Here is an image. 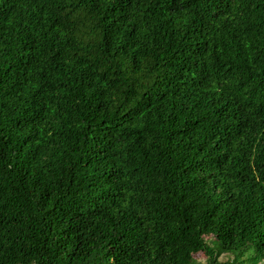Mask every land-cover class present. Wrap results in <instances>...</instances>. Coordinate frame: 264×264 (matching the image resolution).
Here are the masks:
<instances>
[{
  "label": "trees",
  "instance_id": "1",
  "mask_svg": "<svg viewBox=\"0 0 264 264\" xmlns=\"http://www.w3.org/2000/svg\"><path fill=\"white\" fill-rule=\"evenodd\" d=\"M198 253L264 264V0H0V264Z\"/></svg>",
  "mask_w": 264,
  "mask_h": 264
},
{
  "label": "rangeland",
  "instance_id": "2",
  "mask_svg": "<svg viewBox=\"0 0 264 264\" xmlns=\"http://www.w3.org/2000/svg\"><path fill=\"white\" fill-rule=\"evenodd\" d=\"M191 259L193 260L192 264H197V263L205 264L207 257L205 256L204 253H198L195 255H191Z\"/></svg>",
  "mask_w": 264,
  "mask_h": 264
}]
</instances>
